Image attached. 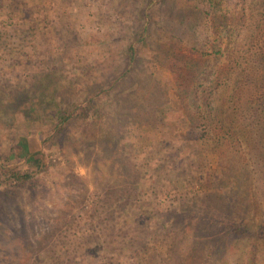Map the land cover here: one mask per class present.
Here are the masks:
<instances>
[{
    "label": "rangeland",
    "instance_id": "obj_1",
    "mask_svg": "<svg viewBox=\"0 0 264 264\" xmlns=\"http://www.w3.org/2000/svg\"><path fill=\"white\" fill-rule=\"evenodd\" d=\"M143 1L29 0L23 14L0 12V32H13L19 26L28 32L26 40L20 31L16 32L22 37L18 42L24 45L21 48L12 42L0 43V87L5 90L2 93L16 90L17 79L25 89H32L40 80L49 78L55 81L52 89L44 94L38 86V95L51 98L56 91V97L64 103L83 108L92 101L96 110L86 119L68 122L63 136L50 148L52 133H41L49 124L33 121L42 120L52 106L45 110L32 97L36 108H26L25 115L19 117L18 110L6 104L7 99L5 106L2 104L4 96L0 94V169L22 167L29 154L38 152H43L51 165L50 171L39 174L36 189L26 186L2 205L5 223L0 246L7 252L19 254L29 248L35 257L42 256L41 243L60 231L63 216L86 222L113 191H128L125 197L133 204L141 200L163 207L179 206L186 194L196 197L201 193L204 197L198 178L201 181L208 172L224 170L219 158L214 157L216 154L225 159L224 163L234 159L238 188L250 193L254 203L261 205L259 217L264 218V189L247 182L248 174L250 181L254 177V167L253 162L248 163V149L241 144V137L234 136L229 144L223 143L216 133L211 134L215 139L207 140L214 155L211 161L201 144L186 148L181 138L185 129L177 132L175 127V120L182 119L185 105L190 104V96L183 98L186 101L181 98L182 79L165 72L146 55L126 70V48L141 27L139 10ZM174 1H164L161 7L153 8L155 21L149 37L153 49L164 46L168 51L178 44L187 55L188 40L181 42L178 36L182 35L179 28L183 20L184 26L197 24L200 32L206 22V39L214 40L211 30L215 21L210 17L203 20L202 14L191 8L193 2ZM34 11L41 23L38 30L30 31ZM15 47L22 49L18 68L10 64L17 59L13 56ZM213 65L218 70L227 64L223 58ZM17 97V109L30 103L24 95ZM160 105L166 107L168 114L157 113ZM20 140L28 146L27 151L19 146ZM160 148L163 149L159 151ZM178 179L181 182L176 183ZM96 262L106 264L107 259L98 257Z\"/></svg>",
    "mask_w": 264,
    "mask_h": 264
},
{
    "label": "trees",
    "instance_id": "obj_2",
    "mask_svg": "<svg viewBox=\"0 0 264 264\" xmlns=\"http://www.w3.org/2000/svg\"><path fill=\"white\" fill-rule=\"evenodd\" d=\"M164 1L168 0L143 1L139 10L141 27L126 48V70L141 56H149L165 72L181 78V98L186 101L183 98L190 96V104L189 107L185 105L182 119L175 120L178 124L175 127L177 132L180 128L185 129L181 138L186 148L201 144L211 161L214 155L207 142L215 140L211 134L216 133L223 143L229 144L233 143L234 136L241 137V144L248 149V163L253 162L254 167V177L250 181L248 174L247 182H252L251 186L256 189H264V0H188L193 2L191 8L202 14L203 20L210 17L215 22L211 30L214 40L208 41L206 22L202 23L200 32L197 24L184 26L186 22L183 20L179 28L182 35L178 36L181 42L188 40L187 55L182 53L181 45L174 44L165 51L164 46L153 49L149 42L151 25L155 21L153 8L161 7ZM28 2L0 0V12L23 14ZM38 17L37 12L31 16L30 31L39 29L41 21ZM17 31L26 40L28 32L19 26L13 32H0V43L12 42L14 46L23 47L18 44L22 37ZM13 54L17 59L9 63L18 68L22 49L15 47ZM223 58L227 65L217 70L213 63L222 62ZM16 76L18 78L19 74ZM53 83V79L45 78L32 89H25L17 79L16 90L6 95L0 87V94L4 96L2 104L7 99L6 104L18 110L19 117L25 115L26 108H36L31 103L32 97L44 105L45 110L52 106L42 120L33 121H39V124L47 121L49 124V128L41 133H52L50 148L63 136L68 122L86 119L96 112L92 101L80 108L76 103L60 101L56 91L51 98L37 94L38 86L46 94ZM17 94L24 95L30 103L17 109ZM157 113L166 115L168 111L160 105ZM23 142L20 140L18 144L27 151L28 146ZM214 157L219 158V165L224 170L213 174L208 172L201 181L198 178L203 192L205 190L204 197L201 193L196 197L186 194L179 206L163 207L141 200L133 204L125 197L128 191H113L95 207L86 222L63 216L60 231L41 243L42 256L35 257L29 248V252L21 250L19 254H11L0 246V264H97L98 257L107 259L106 264H264V218L259 217L261 205L254 203L250 193L238 188V169L234 159L224 163L225 159L219 155ZM163 163L167 165L166 161ZM50 169L43 152L29 154L22 167L0 169V235H3L5 223L2 205L26 186L36 189L39 174Z\"/></svg>",
    "mask_w": 264,
    "mask_h": 264
}]
</instances>
